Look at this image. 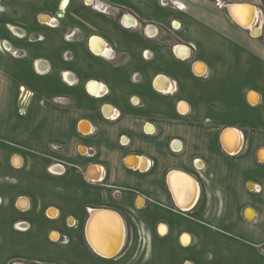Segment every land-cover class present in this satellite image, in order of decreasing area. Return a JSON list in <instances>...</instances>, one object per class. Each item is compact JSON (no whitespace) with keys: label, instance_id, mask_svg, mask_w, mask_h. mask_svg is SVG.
Segmentation results:
<instances>
[{"label":"crops","instance_id":"crops-1","mask_svg":"<svg viewBox=\"0 0 264 264\" xmlns=\"http://www.w3.org/2000/svg\"><path fill=\"white\" fill-rule=\"evenodd\" d=\"M176 1L0 0V44L24 53L0 49V264H206L203 247L233 245L252 249L240 264H264L261 0ZM230 4L259 11L260 35ZM107 46L112 60L97 51ZM224 135L240 138L234 152ZM172 171L196 180L188 209L173 198ZM93 210L123 221L112 257L88 242Z\"/></svg>","mask_w":264,"mask_h":264},{"label":"bare ground","instance_id":"bare-ground-1","mask_svg":"<svg viewBox=\"0 0 264 264\" xmlns=\"http://www.w3.org/2000/svg\"><path fill=\"white\" fill-rule=\"evenodd\" d=\"M243 8H247L250 10V13L245 16L242 13V9ZM230 13L232 14V16L240 23V25L242 26H248L249 28H253L252 27V23L255 21L257 15H258V11L255 9L254 6L251 5H235L234 7L230 8ZM252 22V23H251ZM261 30L258 29V31L254 32V35H260ZM225 133H229V132H225ZM234 135L233 132H230ZM236 133V132H235ZM237 134V133H236ZM235 137V145H231L232 149H228L226 148V144H225V148L227 150H229L230 152H233L237 149V146L240 144L241 140L238 136H234ZM224 142V140H223ZM234 146V148H233ZM261 157V155H260ZM261 160V159H260ZM185 173H177L174 172L170 175V177L172 176H178V175H182ZM187 175V174H185ZM189 176V175H187ZM170 177L168 179V181L170 180ZM190 179L192 180L193 185L196 187L195 184V180L194 178H192L191 176H189ZM170 187L172 189V191H177V186L175 184H173V182L170 184ZM174 196V195H173ZM193 198H191L192 200ZM190 200V201H191ZM180 197L177 198L176 204H178L180 206V208L183 209H188L192 206L193 201L192 202H188V203H180ZM114 212H110V211H104V212H98V213H94L91 217V221L87 226V237L89 240V243L91 244V247L99 254L111 257L113 254L116 253V251H120L125 237H124V227L122 226V222H121V218ZM94 217H98L94 218ZM247 217L248 218H253V211L250 210L247 212ZM103 223H100V221ZM72 222V221H71ZM111 223H115L117 228H114V226ZM158 231L161 235H164L167 231V228L164 224L160 225L158 227ZM116 234V235H114ZM181 239V243L183 246L185 245H189L190 241V236L187 234L182 235Z\"/></svg>","mask_w":264,"mask_h":264},{"label":"built area","instance_id":"built-area-1","mask_svg":"<svg viewBox=\"0 0 264 264\" xmlns=\"http://www.w3.org/2000/svg\"><path fill=\"white\" fill-rule=\"evenodd\" d=\"M159 3H160L161 6L172 5V6L180 7L176 0H159ZM84 4L88 5L86 0H84ZM90 6L95 8V4L92 5V3H90ZM98 10H100L101 12H103L105 14H110V13H113V12L116 13V9L115 8L113 9V8L107 7V6H104L103 8L98 9ZM261 10H263L262 7H261ZM52 19H53L52 22H54L55 18H52ZM73 35H74V31L72 33H69V34L65 35V37H66V39H70ZM106 48H108L107 51L104 50V49H102V50L98 49L97 51H99V55L104 57V58H106V59H110V60L114 59L115 58L114 50L111 47H109V46H107ZM0 49L3 50V49H6V48H3L2 45L0 44ZM6 50H8L15 57H21V56L24 55L23 51H21V50H16V49L13 50L10 47L7 48ZM29 99H30V94L28 95V92L22 91V93L19 96V104H20V106L18 108V112H19L20 115L25 113V109L28 106ZM40 103L43 104V100H41ZM51 148L54 149V150H58L61 147L59 145L52 144ZM89 149H91V148H89ZM54 165L61 166V164H59L58 162H55L54 164H52V165H50L48 167V171L51 174H58L59 172L54 170V168H53ZM254 191L255 192H259L260 191V187L257 186V185L254 186ZM116 192H118V191H116ZM14 226L19 231H24V230H26L28 228V224L25 221H18V222H16L14 224ZM58 240L61 241L62 243L68 242V239L65 236H61L60 238H58ZM10 264H20V262L12 261V262H10Z\"/></svg>","mask_w":264,"mask_h":264},{"label":"rangeland","instance_id":"rangeland-1","mask_svg":"<svg viewBox=\"0 0 264 264\" xmlns=\"http://www.w3.org/2000/svg\"><path fill=\"white\" fill-rule=\"evenodd\" d=\"M262 12L264 13L263 10H262ZM242 13L245 16H247L250 13V10L247 9V8H243L242 9ZM260 25H261V22H259L258 26H260ZM223 140L226 143H229L230 145H232L234 143L235 139L233 138V136L224 135L223 136ZM229 208L230 207H225L224 208V214H226L227 216L233 215L232 208H230V210H229ZM185 246H187V245H185ZM46 249H47V247H46ZM219 251L216 253V249H214L212 247H209V246L208 247H203V250H201V252L203 254H201V256L204 258V261H205L206 264H214L213 261H216L219 256H220L221 264H222L223 261L226 262V263H229V264H240V263H244L246 260H249L252 257V252H251L252 249L250 247L241 249V248L233 245L232 247H230V249L227 252L220 253ZM49 253H50V251L44 249L43 253H41L40 256L41 257H48ZM28 256H32V254L29 253ZM14 261L20 262V264H29L28 262H26L24 260H14Z\"/></svg>","mask_w":264,"mask_h":264},{"label":"flooded vegetation","instance_id":"flooded-vegetation-1","mask_svg":"<svg viewBox=\"0 0 264 264\" xmlns=\"http://www.w3.org/2000/svg\"><path fill=\"white\" fill-rule=\"evenodd\" d=\"M87 2H91V0H87ZM118 14H120V11L118 12ZM172 182H173V184H175L177 186V188H176L177 191H174V190L172 191V193L174 195L173 198L175 201H177V198L180 197V201H179L180 203H188L191 200V198H193L190 202L193 201L192 205H194L196 203V200L198 198V185L196 183V180H195V184H196V187H195L193 185L190 177L185 175V174H182L181 176L178 175L175 177L174 176L170 177L169 183L171 184ZM138 204L139 205L141 204V200L138 201ZM94 218L99 219L98 217H94ZM99 221H100V223H103V222H101V220H99ZM111 224L114 226V228H117L115 223H111ZM124 234H125V231H124ZM114 235H116V234H114ZM51 237L53 239H56L57 235L53 233L51 235ZM179 241H180V244L182 245L181 239ZM190 241H191V238H190Z\"/></svg>","mask_w":264,"mask_h":264},{"label":"water","instance_id":"water-1","mask_svg":"<svg viewBox=\"0 0 264 264\" xmlns=\"http://www.w3.org/2000/svg\"><path fill=\"white\" fill-rule=\"evenodd\" d=\"M243 5H245V4H243ZM247 5H250V4H247ZM235 5L234 4H230V5H228V9L230 10V8L231 7H234ZM251 6H253V5H251ZM233 17V16H232ZM234 18V17H233ZM236 20V19H235ZM256 20H257V17H256V19H255V21L252 23V27H253V24L256 22ZM237 21V20H236ZM238 22V21H237ZM239 23V22H238ZM240 24V23H239ZM243 27H245V26H243ZM246 27H248V26H246ZM249 28V27H248ZM258 29L259 28H257V27H253L251 30H250V32H251V34L253 35V33L254 32H256V31H258ZM174 172H176V171H172V172H170V173H168V175H167V181H168V179H169V177H170V175L172 174V173H174ZM188 175V174H187ZM190 176V175H189ZM192 177V176H191ZM193 178V177H192ZM168 184H169V181H168ZM170 186V185H169ZM178 205V204H177ZM178 207L180 208V206L178 205ZM251 209H246V211H245V214L248 212V211H250ZM104 211H109V210H93V211H89V213H88V217H87V220H86V223H85V231H86V236H87V226H88V224L90 223V221H91V217H92V215L94 214V213H98V212H104ZM111 212V211H110ZM247 215V214H246ZM119 216V215H118ZM248 218V217H247ZM121 220V219H120ZM121 222H122V226L124 227V231H125V226H124V224H123V221L121 220ZM160 225H162V223H159V225H158V227L160 226ZM184 235V234H183ZM124 237H125V235H124ZM181 237H182V235H181ZM87 239H88V237H87ZM125 241V240H124ZM88 242H89V240H88ZM90 244V243H89ZM91 245V244H90ZM118 251H116V253H117ZM115 253V254H116ZM115 254H113L112 256H114ZM100 255H102V254H100ZM102 256H104V257H108V256H105V255H102ZM111 256V257H112Z\"/></svg>","mask_w":264,"mask_h":264},{"label":"trees","instance_id":"trees-1","mask_svg":"<svg viewBox=\"0 0 264 264\" xmlns=\"http://www.w3.org/2000/svg\"><path fill=\"white\" fill-rule=\"evenodd\" d=\"M261 7L263 8V10H264V0H261ZM263 249H264V247H263Z\"/></svg>","mask_w":264,"mask_h":264}]
</instances>
